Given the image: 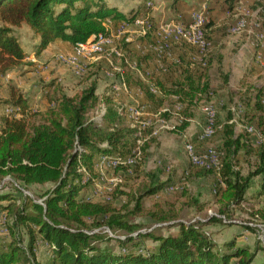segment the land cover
<instances>
[{"label": "rangeland", "instance_id": "obj_1", "mask_svg": "<svg viewBox=\"0 0 264 264\" xmlns=\"http://www.w3.org/2000/svg\"><path fill=\"white\" fill-rule=\"evenodd\" d=\"M109 1L115 2L128 18L134 10H138V14L130 21H104L108 31L116 35L112 33V40L101 51L90 52L86 58L79 56L85 68L82 74H75L68 66L69 74L56 61L57 53L72 54L74 46L68 44L71 48H66L58 42L49 55L41 59V65L27 60V67L16 72L11 84L24 93L34 112L45 110L60 93L73 95L95 83L98 101L88 113L89 118L101 124L105 100L110 99L121 114L122 123L136 128L135 147L127 154L136 153L132 164L128 158L122 162L128 163L113 168L106 162L118 161L100 155L94 159V171L85 172L83 180L89 182L83 192L84 200L112 202L123 212L135 207L134 196L141 192L144 184L151 182L152 175L157 182H166V187L142 199L140 211L129 214L130 222L137 225L132 235L138 232L177 234L179 223H196L216 246L233 237L251 248L258 246L255 263L264 264L262 236L244 228L246 224L264 228V197H258L257 193L264 172L252 177L245 200L227 209V222H209L213 215L225 220L216 195V190L222 186L217 163L224 153L225 124L232 123L233 137L241 143L234 158V169L245 176L260 164L258 151L264 143L261 15L264 0ZM197 10H203L204 14L195 13ZM197 18L204 31V46L189 41L187 26ZM136 20H140L138 24ZM16 34L27 51L33 53L31 31L21 25ZM34 64L37 72L18 81V75L29 71ZM189 78L191 82H187ZM179 81L182 90L173 93ZM125 83L132 88L129 89L133 90L135 98L122 96ZM8 89L0 83L2 104L8 98L5 97ZM147 91L153 93V98L147 97ZM5 112L0 108V127ZM211 120H214L212 135L197 137ZM216 128L218 131L214 134ZM144 142L148 147L142 152ZM187 144L193 147L200 163L192 162ZM212 154L218 161L212 159ZM50 186L29 185L20 191L37 197ZM16 187L19 188L18 183L10 178L0 182V192L17 194ZM7 223V218L0 215V237L4 240H10ZM89 232L108 236L124 233L103 225H93ZM22 236L27 238L24 231ZM141 242L146 248L157 244L150 237L142 238ZM43 244L38 241V256L45 252Z\"/></svg>", "mask_w": 264, "mask_h": 264}, {"label": "trees", "instance_id": "obj_2", "mask_svg": "<svg viewBox=\"0 0 264 264\" xmlns=\"http://www.w3.org/2000/svg\"><path fill=\"white\" fill-rule=\"evenodd\" d=\"M137 11L128 18L109 0H0V75L25 63L27 52L16 34L23 23L38 37L34 54L39 55L57 39L75 45L100 38V33L105 37L110 34L105 20L130 21ZM261 15L264 25V10ZM182 87L179 81L172 92L177 94ZM96 89L92 83L73 95L60 93L45 110L31 112L24 93L9 85L8 98L3 104L0 102L10 109L1 117L0 182L10 178L19 188H15L17 194L0 192V215L7 218L10 235V240L0 237V264H256L258 246L239 243L237 237L216 246L196 223H179L177 234L132 235L137 225L130 222L129 214L140 211L142 199L166 184L157 182L154 175L134 196L132 210L123 212L112 202L83 199L89 183L83 181L85 172L94 171L95 157L116 159L120 161L118 167H122L124 160L136 155H127L135 147L136 128L122 123V116L110 99L105 100L101 124L89 118L88 113L98 101ZM146 95L154 96L150 91ZM216 131L217 128L214 134ZM223 133L224 153L217 163L222 186L216 195L225 220L213 215L209 222H227V209L241 204L252 177L264 172V143L258 151V168L243 176L234 169L241 143L233 137L232 123L224 125ZM147 147L144 142L142 152ZM45 184L51 186L37 197L20 191L29 185ZM257 193L264 197V179ZM93 225L124 233L108 236L89 232ZM244 228L257 232L264 240V228L248 224ZM144 237L156 241V246H143ZM39 240L44 243L45 252L38 256Z\"/></svg>", "mask_w": 264, "mask_h": 264}, {"label": "bare ground", "instance_id": "obj_3", "mask_svg": "<svg viewBox=\"0 0 264 264\" xmlns=\"http://www.w3.org/2000/svg\"><path fill=\"white\" fill-rule=\"evenodd\" d=\"M149 6V5H148ZM196 20V19H195ZM142 21V20H141ZM200 21L197 20L191 24L189 26V32H192V33H189V41L192 42L194 45L198 44V45H203L204 44V31H203V28L201 27ZM135 23H139L138 20L135 21ZM141 25H143L141 23ZM242 25V24H241ZM142 29V28H141ZM178 30H181V29H178ZM182 31H186L184 29H182ZM114 33V31L112 32ZM110 33L108 34L107 36L103 37V40H100V38H97V39H94V38H90L89 40L87 41H92V43H97L95 47H91L90 48V45H86V42L84 43H76L74 46H77L78 47V51H74L73 52V59H69L68 60V66L71 68L74 69V73L77 74V75H80L82 74L84 71H85V68L84 66L81 64V61H78L79 60V56H82L84 57V54H86V56L89 55L90 52H96V51H101L103 49V47L112 40L113 38V34ZM196 34H199V38L196 36ZM204 46V45H203ZM113 50V49H112ZM116 55H120V53L116 52ZM211 107V106H210ZM210 109V108H209ZM214 110V109H213ZM5 111V110H4ZM6 111H10V110H6ZM209 113V112H208ZM214 115V114H213ZM214 121V120H213ZM213 121L211 120V123L209 124H206V127L204 128V130L202 131L203 133H206V136H209L212 131H213ZM212 135V134H211ZM199 138H204V137H199ZM188 145V144H187ZM190 146V147H189ZM188 152L191 156V160L193 163H198L199 161H194L193 158H197L196 155L194 154L193 152V147L191 145H188ZM211 157H213L212 159L215 160V161H218L217 160V157L212 154ZM126 159V158H124ZM128 159V158H127ZM125 161V160H124ZM130 162L132 160H129ZM213 162V161H212ZM128 163V162H126ZM132 163V162H131ZM200 163V162H199ZM130 164V163H129Z\"/></svg>", "mask_w": 264, "mask_h": 264}, {"label": "crops", "instance_id": "obj_4", "mask_svg": "<svg viewBox=\"0 0 264 264\" xmlns=\"http://www.w3.org/2000/svg\"><path fill=\"white\" fill-rule=\"evenodd\" d=\"M113 21H115V20H113ZM22 25H25L30 31H31V33H32V37H33V43H32V45L34 46V44L36 43V41H37V39H38V37L37 36H35L34 34H33V32H32V30H31V28L28 26V25H26V24H22ZM20 39V38H19ZM129 39V38H128ZM21 41V40H20ZM58 42H62L61 43V46H63V47H66V48H68V47H70V46H67L68 44L69 45H71V46H73L72 44H70L69 42H66V41H62V40H59V39H57V40H55V41H53V42H51L39 55H36V54H34V52L33 53H31L30 54V52H28L27 51V49L25 48V46L23 45V47H24V49L26 50V52H27V56L25 57V59H24V61H25V63L21 66V67H19V68H17L16 70H12V71H10V72H8L7 74H5V75H0V83H2L3 84V86H5V87H9V85L11 84V81H12V79H14V75L16 74V72L18 71V70H20V69H22L23 67H27L26 66V63H27V60H31V61H34V62H37V63H39V64H37V65H41L42 63L40 62L41 61V59H45V57H47L48 55H49V53L51 52V48L52 47H54V46H56L57 45V43ZM22 43V42H21ZM71 48V47H70ZM36 64H34L33 66H31V68H30V70L29 71H26L25 73H22V75H18V81H20L21 79V77H24V76H26V75H28V74H34V73H36L37 72V68H36V66H35ZM63 66V65H62ZM63 67H65L66 68V70L67 71H69L70 73L69 74H71V70H70V68L69 67H66V66H63ZM29 69V68H28ZM69 69V70H68ZM147 81V80H146ZM13 85V84H12ZM15 86V85H14ZM125 89L123 88V89H121V91L123 92V97L124 98H126V97H134L135 98V93L133 92V90H131L132 88L129 86V87H127L126 86V83H125ZM129 88H131V89H129ZM137 94V93H136ZM9 96V89L8 90H6V95H5V97H8ZM4 106V105H3ZM6 108L5 107H2V110H3V113L5 112L4 110H5ZM1 116V115H0Z\"/></svg>", "mask_w": 264, "mask_h": 264}, {"label": "built area", "instance_id": "obj_5", "mask_svg": "<svg viewBox=\"0 0 264 264\" xmlns=\"http://www.w3.org/2000/svg\"><path fill=\"white\" fill-rule=\"evenodd\" d=\"M203 7H204V5H203ZM195 13H201V15H202V14H204V11H203V10H197ZM193 16H194V14H193ZM140 20H142V16L140 17ZM140 20H139V21H140ZM194 22H195V21H194ZM173 27L175 28V25H173ZM187 27H188V33H192V32H189V26H187ZM114 35H116V32L114 33ZM196 36L199 38V34H196ZM100 40H103V33H100ZM96 44H97V43H92V41H87V42H86V45H90V48H91V47H95ZM74 51H78V47H77V46H73L72 54H63V52H59V53H57V54L55 55V59H56V61H57L59 64L68 67V60H69V59H73V52H74ZM86 57H87L86 54H84V58H86ZM78 61H79V60H78ZM15 113H16V112H15ZM197 137H206V133H203V132L200 130V131L198 132V134H197ZM189 147H190V146H189ZM134 158H136V155H132V156H130V157H129V160H134ZM204 158H205V157H204ZM193 159H194V161H201V160H199L198 158H193ZM205 159H207V158H205ZM106 164L109 165V166H111V167H113V168H116V167L119 166V162H114V161H107ZM260 229H262V228H260Z\"/></svg>", "mask_w": 264, "mask_h": 264}]
</instances>
